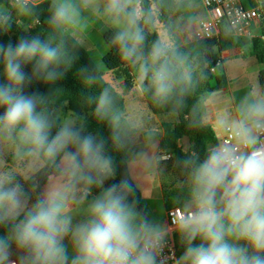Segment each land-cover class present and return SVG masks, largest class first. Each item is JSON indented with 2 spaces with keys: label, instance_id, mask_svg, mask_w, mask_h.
I'll use <instances>...</instances> for the list:
<instances>
[{
  "label": "clouds",
  "instance_id": "obj_1",
  "mask_svg": "<svg viewBox=\"0 0 264 264\" xmlns=\"http://www.w3.org/2000/svg\"><path fill=\"white\" fill-rule=\"evenodd\" d=\"M89 15L107 26V43L157 105L182 104L193 84L177 36L159 28L144 0H0V37L20 31L15 42L0 39V159L11 148L14 160L0 163V264H169L172 237L180 249L172 264H264V90L251 89L234 115L217 119L232 141L177 161L180 214L153 216L129 175L117 179L116 156L139 125L125 120L111 89L87 97L108 136L58 104L63 93L53 86L75 66V37ZM41 19L46 31L32 27ZM149 26L158 35L146 48ZM97 72L81 65L77 75L90 88ZM42 175L50 177L43 187Z\"/></svg>",
  "mask_w": 264,
  "mask_h": 264
},
{
  "label": "trees",
  "instance_id": "obj_2",
  "mask_svg": "<svg viewBox=\"0 0 264 264\" xmlns=\"http://www.w3.org/2000/svg\"><path fill=\"white\" fill-rule=\"evenodd\" d=\"M242 2L246 8H252L256 5V0H242ZM262 2L264 7V0H262ZM145 6L148 7L146 3ZM44 7L46 8L47 5H44ZM158 7V19L171 31L168 15L172 8L177 10L178 8L174 6L173 0H158ZM23 23H27V21H23ZM32 27H34L36 31H46V25L44 24L43 19H41L40 23L32 25ZM146 31L148 32V38L145 44V47L147 48L151 42L156 39L158 31L154 30L151 26H149ZM19 34L20 31L14 29L13 32L9 33L7 36L0 37V39H11L15 42V38ZM104 40L108 46V52L103 63L108 74L112 76L114 82H124L126 88L130 89L134 84L136 75L135 70L130 65L120 60L115 49L111 48L107 43L106 33L104 35ZM73 42V38L69 37V46H71ZM178 46L180 50L189 57L190 63L195 72L193 84L184 98L183 103L176 105L175 103L170 102L167 105L162 106L154 103L150 94L142 93V95L149 110L154 115L174 116L176 118L175 121L166 122L162 126L163 136L160 142L159 155L165 153L171 154L173 156V159L170 160L173 162L172 171L183 173L181 166L177 163L179 159L190 156L192 153L199 155L200 150L204 146L218 143L214 130L211 126L206 124L203 119L206 97L221 90L228 84V79L223 69L224 63L218 54L234 47L243 48L245 46H250L252 54L257 58L259 63L264 64V25L261 36L241 38L236 37L230 29L228 22L223 21L220 25L219 33L213 39L204 41L194 40L193 42ZM74 51L78 53V59L75 62V66L69 69L65 74V77L53 86L54 89L58 88L62 90L63 93L62 96L57 98L58 104L60 108L66 107L68 111L79 113L84 117L89 124L90 131L97 132L103 136H108L109 130L107 126L97 125V122L94 119L92 105L88 104L87 97L95 95L104 87H109L116 97L117 106L123 113V116L125 111V99L117 89L106 80L104 72L99 69L98 65L93 61L90 53L81 43L77 49H74ZM218 60H221L220 65H217ZM81 65H92L93 67L98 68L96 74L97 80L94 86L85 88L82 85L81 79L77 75L78 68ZM212 68L215 69L214 73L211 72ZM259 82L262 90H264V69L259 73ZM34 87L38 88L40 92L48 91V88L42 85H35ZM186 138L190 142V147L187 151L181 146V142ZM133 140L126 152H120L116 156V162L118 165L117 179L127 173L133 180L128 164V152L133 146ZM7 160L14 162L13 156L8 157ZM48 178L50 177H45L44 175L40 177L39 183L41 187L44 186ZM136 188L137 195L140 199V205L142 207L140 192L137 185ZM182 199L183 195H177L174 197L167 196L165 200L166 210L168 211L177 207L176 205H178ZM179 252L180 250L177 248V255H179Z\"/></svg>",
  "mask_w": 264,
  "mask_h": 264
},
{
  "label": "crops",
  "instance_id": "obj_3",
  "mask_svg": "<svg viewBox=\"0 0 264 264\" xmlns=\"http://www.w3.org/2000/svg\"><path fill=\"white\" fill-rule=\"evenodd\" d=\"M173 4L178 10L172 8L168 17L171 31L177 36V44L183 45L193 42V32L200 20L208 18V10L202 5L200 0H173ZM185 11L193 16V25L189 24ZM157 24L160 23L158 22ZM162 24L164 25V23ZM257 28H254L253 32L255 36H261L262 30L258 28L260 32H256ZM75 38L87 49L81 37L76 36ZM87 51L90 52L88 49ZM218 55L223 60V69L226 73L228 84L221 90L206 97L203 115L204 122L214 130L217 141H219L220 137L224 134V132L219 131L217 128V119L228 113L234 115L240 98L251 89L258 88L262 90L259 82V73L264 69V64L259 63L257 58L252 54L250 46H245L243 48L234 47ZM107 76L110 77V80L107 78L106 80L110 82L121 95L125 96V119H131L133 122L136 121L135 123L140 124V109L137 102V95H139L138 93H140V91L138 90L136 75L134 84L130 89L126 88L124 82H114L110 74H107ZM139 98L141 100V97ZM130 116L134 117L130 118ZM155 117L157 118H154L155 121L152 126L149 127L150 130L148 132L143 131L141 134L138 133L134 137L133 146L128 152V164L133 181L140 192L142 207H145V201L155 204L161 202L165 210L163 219H168L165 200L172 192L161 176L160 169L162 164L158 159V155L160 153V142L163 136L162 126L166 122L175 121L176 118L174 116L164 115H155ZM170 117L173 118V120H169L168 118ZM138 135L139 138H137ZM4 151L5 156L3 159H0V163L5 167L12 166L14 162L8 161L7 158L12 156L13 150L11 148H5ZM155 213V209H152L151 214L153 215ZM171 239L176 246L175 238L172 237Z\"/></svg>",
  "mask_w": 264,
  "mask_h": 264
},
{
  "label": "built area",
  "instance_id": "obj_4",
  "mask_svg": "<svg viewBox=\"0 0 264 264\" xmlns=\"http://www.w3.org/2000/svg\"><path fill=\"white\" fill-rule=\"evenodd\" d=\"M148 7L156 9L159 17L158 0H144ZM202 5L208 10L207 19L200 20L193 32V38L197 41L213 39L218 33L223 21L228 22L230 29L236 37L253 38L255 36L253 29H263L264 25V7L262 0H256V5L252 8H246L242 0H200ZM163 25L160 20L157 23ZM164 26V25H163ZM165 27V26H164ZM158 31V30H157ZM218 60L217 65H220ZM211 72H215L212 68ZM230 133L224 132L218 143L227 144L232 141ZM173 159L171 154H162L161 161H170ZM180 214V208L175 207L167 211V218L174 219ZM168 252L170 255L169 264H172L171 254L177 249L172 239L169 241Z\"/></svg>",
  "mask_w": 264,
  "mask_h": 264
},
{
  "label": "rangeland",
  "instance_id": "obj_5",
  "mask_svg": "<svg viewBox=\"0 0 264 264\" xmlns=\"http://www.w3.org/2000/svg\"><path fill=\"white\" fill-rule=\"evenodd\" d=\"M183 12V10H182ZM185 14L189 20V24L193 25L194 23V18L192 15H190L187 11H185ZM159 28H163L164 26L161 24H158ZM106 25H103V23L98 20L95 17H92L89 15V19H88V23L87 26L77 34V36L81 37V39H83L87 49L90 51V55L93 59V61L98 65L99 69L104 72V76L105 78H107L108 80H110V77L107 76L108 72L104 66L103 61L105 60L106 54L108 52V46L105 43L104 40V35L106 33ZM158 30V29H157ZM256 32H260L259 29L257 28ZM139 95H137V102H138V106H139V134H141L143 131L144 132H148L150 130L149 127L152 126V124L154 123L155 119L157 118L155 117V115L149 110L146 102L144 101L143 95L140 93H138ZM123 97H125L124 95H122ZM141 97V100L140 98ZM62 112L64 113H70V111H68L66 109V107H62L61 108ZM150 116V117H148ZM134 116H130V118H133ZM125 118V117H124ZM169 120H173V118H168ZM127 120V118L125 119ZM136 122V121H134ZM139 138V135L138 137ZM137 140V139H136ZM181 146L183 147V149L185 151H187L190 147V142L189 140L186 138L181 142ZM158 159L162 164L161 167V176L163 177V179L166 181L167 185L170 187L172 194L170 195L171 197H174L176 195H184V173H178V172H173L172 171V167H173V162L172 161H161V155H158ZM144 205L146 207V209L151 213L152 209H155L156 213L153 214V216H156L158 218H164V206L163 204L160 202H158L157 204L155 203H151L149 201H145Z\"/></svg>",
  "mask_w": 264,
  "mask_h": 264
}]
</instances>
